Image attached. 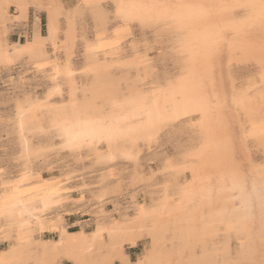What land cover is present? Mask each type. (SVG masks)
<instances>
[{"label":"bare ground","instance_id":"obj_1","mask_svg":"<svg viewBox=\"0 0 264 264\" xmlns=\"http://www.w3.org/2000/svg\"><path fill=\"white\" fill-rule=\"evenodd\" d=\"M117 2L0 0V81L11 86L5 100L8 108L0 113V198L5 193L13 195V188L6 189L5 185H14L19 190L15 195L27 202L19 207L30 213L22 218L29 226L17 227L15 234L31 236L19 247L26 250V258L33 264H137L145 256L151 257L154 249L157 254L163 253V258L178 259L188 247L179 236L175 245H162L164 234L155 225V217L138 218V212L141 206H157L166 196L169 203L173 197L179 200L181 186L192 180L191 171H166L180 166L182 154L193 147L192 130L186 127L190 121L161 125L150 142L133 137L111 146L97 140L92 146L75 150L64 147L60 131L63 121L58 116L73 110L72 101H84L85 87L89 99L96 90L105 89L107 100L120 101L146 91L142 79L149 85L154 81L158 84L165 73L170 77L179 73L171 54L165 57L159 47H141V41L148 38L140 26H132L129 34L113 33L124 27L115 21ZM90 3L104 4L105 12L111 5L112 19L98 24L94 10L88 7ZM15 26L22 37L13 40ZM98 34L101 40H97ZM101 44L104 47H99ZM89 47L94 50L89 51ZM65 70L74 75L63 74ZM258 71L249 58L225 45L222 55L206 66L204 84L208 91L215 89L221 102L227 99L231 104L233 92L246 91L250 81L258 83V79L253 80ZM58 104L69 108L57 110L54 106ZM115 111L127 115L129 123L140 122L130 105ZM236 112L235 106L225 110L226 135L234 138L239 155L250 160L251 168L258 173L264 165V148L243 140L247 122ZM81 114L89 118L98 115L94 111ZM248 184L250 187L251 179ZM109 203L113 208L108 210ZM79 213L90 218L77 219L71 224L78 228L69 230L67 217ZM179 215L183 217L184 213ZM6 223L0 220V228ZM256 226L258 229V221ZM46 233L55 236L45 237ZM220 233L211 237L216 240V248L209 250H222L221 260L229 248L234 251L240 240L249 239L235 229L229 233L221 227ZM252 238H258V233H252ZM0 243L5 244L0 254L8 251L9 241ZM140 243L142 249L133 259L131 250Z\"/></svg>","mask_w":264,"mask_h":264},{"label":"snow or ice","instance_id":"obj_2","mask_svg":"<svg viewBox=\"0 0 264 264\" xmlns=\"http://www.w3.org/2000/svg\"><path fill=\"white\" fill-rule=\"evenodd\" d=\"M88 7L94 10L98 24L112 19L111 5L107 12L104 4L90 3ZM115 8L116 23L124 25L116 29V34H129L132 26H140L148 38L141 41V47H159L165 57L171 54L172 61L179 65V73L171 77L165 73L158 78V84L154 81L149 85L142 79L147 90L120 101L107 100L109 93L105 89L96 90L89 99L85 87L84 101H72L73 110L58 116L63 121L60 131L64 147L75 150L92 146L97 140H105L111 146L133 137L150 142L161 125L173 121L184 124L187 119L193 147L182 154L180 166L166 171H191L192 180L181 186L179 200L173 197L169 203L166 196L155 207L141 206L138 218L155 217V225L164 234L162 245H175L179 236L188 247L179 253L178 259L163 258V253L157 254L154 249L151 257L145 256L137 264H264V165L257 173L251 168V161L239 155L234 138L226 135L225 116V110L235 106V115L247 122L243 140L264 148V0H119ZM101 39L98 34L97 40ZM225 45L249 58L259 69L253 78L258 83L250 81L246 91L233 92L231 104L227 99L221 102L215 89L208 91L204 84L206 66L222 55ZM164 62L170 61L165 58ZM60 74L58 70L57 75ZM63 74L74 75L69 70ZM128 105L133 107L139 123H129L127 115L116 114V109ZM54 107L66 110L69 105ZM86 111L98 115L83 116L81 113ZM106 112L109 114L105 115ZM9 187L14 194L5 193L0 198V220L7 221L0 228V240L9 241L8 251L0 254V264H33L26 258V250L19 247L29 242L31 236L15 234L17 227L29 226L22 218L30 213L19 207L27 202L15 195L19 190L14 185H5L6 189ZM238 213H243V217L230 218ZM221 227L229 233L235 229L249 236L247 241L240 240L234 251L229 248L223 260L219 258L222 250H209L216 248V240L211 237L220 235ZM254 232L258 238H252Z\"/></svg>","mask_w":264,"mask_h":264},{"label":"rangeland","instance_id":"obj_3","mask_svg":"<svg viewBox=\"0 0 264 264\" xmlns=\"http://www.w3.org/2000/svg\"><path fill=\"white\" fill-rule=\"evenodd\" d=\"M41 20L43 21L44 23V18L42 19L41 17ZM16 27V26H15ZM14 28V27H13ZM19 27H16L13 29V33H12V39L15 40V39H20L22 36V32L20 31V28L18 29ZM116 31H114L113 33H115ZM21 36V37H20ZM10 88V89H9ZM11 91V86H8L7 83H3L0 81V113H4L6 112L8 106L6 105L5 103V100L7 98V94L10 93ZM5 103V104H4ZM6 106V107H5ZM0 156H1V152H0ZM47 173H44V175H46ZM113 208V204L109 203V205L106 206V209H111ZM81 218V219H80ZM90 218V215L89 214H85L83 216H81V214H73V215H70L69 217H67V220H68V225L67 227L69 228V230H75L77 229L78 227L76 225H73L71 223H74L77 219L79 221H82V220H85V219H89ZM90 228V227H89ZM88 228V229H89ZM45 237H54L55 234H43ZM5 246L4 243H0V248H3ZM142 246H143V243H140L138 247L134 248L131 250V254H132V258L134 259L136 257V255L141 251L142 249ZM65 264H68V263H65Z\"/></svg>","mask_w":264,"mask_h":264}]
</instances>
